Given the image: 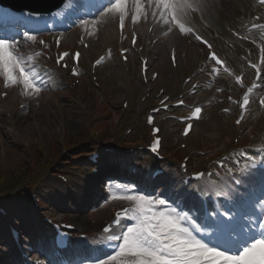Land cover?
Instances as JSON below:
<instances>
[{
	"label": "snow or ice",
	"instance_id": "1",
	"mask_svg": "<svg viewBox=\"0 0 264 264\" xmlns=\"http://www.w3.org/2000/svg\"><path fill=\"white\" fill-rule=\"evenodd\" d=\"M260 2L264 3V0ZM80 6L77 0L76 8ZM209 6V0H97V16L91 20L81 19L79 23L89 35H94L102 26L117 23L123 35L126 21L130 20L133 27L143 21L151 24L149 32L155 27L165 36L175 31L194 35L196 40L201 41L202 38L188 26V21L193 13L201 14ZM11 26V18L0 14V79H3L5 88L19 86L22 96L38 97L51 80L36 63L40 53L25 55L23 50L25 43H34L37 37L27 31L23 33L22 40L4 34ZM40 43L43 44V41ZM132 43H136L135 31ZM172 59L175 63L174 54ZM209 60L217 66L211 69L212 75H217L220 68L231 74L214 52L209 53ZM73 74H76L75 70ZM259 75L257 69V80ZM236 83L241 84L242 78L236 77ZM256 87L258 85L253 84L239 102L241 118L236 121L237 124L244 118L250 104V94ZM197 88V85H193L192 90L195 92ZM259 104L264 108V97L260 98ZM201 111V107H195L189 119H199ZM191 127L189 124L185 135ZM159 143L158 139L154 142L153 152L157 151ZM239 155L246 161L240 171L247 179L241 181L232 176V169H228L226 175L242 185L243 190L234 188L229 193L225 191L229 187L226 182L219 186L213 184L218 189L215 194L225 195L230 203L222 210L214 209L215 219L205 209L200 226L175 202L169 204L165 199L136 193L129 185H111V200L132 204L116 214L114 224L121 226L122 221L131 223L121 226L119 232H114L111 226L102 229V244L107 243L115 251L108 254L106 259H96L93 264H264V222H260L264 216H257L256 221L251 219L256 204L264 210V148L257 150L256 155L243 152ZM221 167L224 165L221 164ZM204 178L205 173L196 176L197 180ZM254 188L259 191H253ZM200 194H207V188L201 190ZM245 208L250 211H244ZM245 215L249 217L247 225L241 224Z\"/></svg>",
	"mask_w": 264,
	"mask_h": 264
},
{
	"label": "rangeland",
	"instance_id": "2",
	"mask_svg": "<svg viewBox=\"0 0 264 264\" xmlns=\"http://www.w3.org/2000/svg\"><path fill=\"white\" fill-rule=\"evenodd\" d=\"M243 0L241 2L244 3ZM240 5L238 6L237 2H229L227 4H224L222 6H219L218 9H209L207 8L204 13L208 19L216 20L217 18H224L228 15H231L235 11H239ZM187 51H191V54H193V51H195V48H189L186 49ZM194 65H190L187 70L192 69ZM172 76H177V79L180 81L182 78V70H179L177 74L175 72H171ZM135 76L131 75L129 77L128 73L122 68L121 65L118 67V77L116 78V87L113 91L112 95V101L113 106H117L119 102L126 97L128 93H130V88L134 87V80ZM89 87V86H88ZM103 93L97 92V97L102 100ZM139 95H137V101H139ZM45 99V100H44ZM40 102V106H38L34 111L31 112L28 116H19L16 119L17 126L16 127H8L7 124L3 123V121L0 120V168L6 169L7 167L10 168H19L21 166H24V164L27 162V160L30 158L31 154L29 155V149H27V145H21L17 144V136L13 133L15 130L19 132V129H22V133L24 131L26 140L28 138V133L34 134L31 137L30 142V149H32V140L37 139L38 135L34 132V129L39 124L41 125V129L43 131H46L49 136L51 135L52 139L54 140L55 144L58 145V141L62 139L64 135V124L65 121H59V119H75L77 121V124L74 126H71L69 123H66V141L67 143L64 145H61L60 148V155L62 153L63 149H67L70 146L71 143L86 141L88 139V132L87 128L90 127H96L101 121L99 119V110L97 109L95 111V114L92 118L91 115H87L85 111H83L81 108L77 107V103H80L81 105H87L88 107H91V114L94 111L96 102H94L90 97L83 94V92L76 91L72 93H63L61 95H50L49 98H44ZM113 110H117V107H113ZM117 114H112L111 119H116L119 115V112H116ZM97 117V118H95ZM119 117V116H118ZM118 119V118H117ZM134 120V119H133ZM141 120V119H140ZM229 122L225 118H220V116L217 114V112H213L212 115L209 117V122L206 123V126L204 128L199 129V134L206 138L204 144L206 147H211L218 142L221 141L222 138V128L228 127ZM49 128L52 129V134H50ZM11 132V134H10ZM47 133H45V136H47ZM77 135L79 138L78 140L74 141L73 136ZM35 136V137H34ZM27 140V143H29ZM33 153V151L31 150ZM121 204H111L104 206L102 210L97 212L92 216L93 220H100L102 221L97 226H95L97 223H91V229L95 230L96 228L100 227L103 223H105L110 218V210L115 209L119 207ZM88 226V223L86 224V227ZM91 229H88L89 231Z\"/></svg>",
	"mask_w": 264,
	"mask_h": 264
},
{
	"label": "bare ground",
	"instance_id": "3",
	"mask_svg": "<svg viewBox=\"0 0 264 264\" xmlns=\"http://www.w3.org/2000/svg\"><path fill=\"white\" fill-rule=\"evenodd\" d=\"M212 2L215 3V1H212ZM99 32H101L100 35L98 36L99 40L102 42V44H106L107 42L112 41L116 38V35H117L116 25H115V23H109L106 26L100 27L99 30L95 32V34L97 35ZM95 34L92 35L93 38H95V36H96ZM102 35H105V38H103ZM69 124L71 126H74L77 124V121L75 119H71L69 121ZM30 136L32 137L31 134H28L29 138H30ZM1 232L2 231H0V233Z\"/></svg>",
	"mask_w": 264,
	"mask_h": 264
}]
</instances>
